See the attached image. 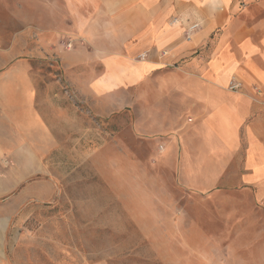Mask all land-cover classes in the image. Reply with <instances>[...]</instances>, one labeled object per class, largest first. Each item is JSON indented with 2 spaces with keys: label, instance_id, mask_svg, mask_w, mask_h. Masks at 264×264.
Wrapping results in <instances>:
<instances>
[{
  "label": "crops",
  "instance_id": "1",
  "mask_svg": "<svg viewBox=\"0 0 264 264\" xmlns=\"http://www.w3.org/2000/svg\"><path fill=\"white\" fill-rule=\"evenodd\" d=\"M0 4L12 21L1 29L18 28L0 35V199L12 194L14 210L0 205V264H8L6 217L55 195L48 177L30 180L52 174L51 153L65 148L58 138L75 156L92 155L83 143L95 138L96 120L125 114L156 145L155 167L173 168L184 190L242 196L246 242L264 258V0ZM34 60L56 64L67 90L56 87L61 79L37 90ZM232 79L238 92L227 89Z\"/></svg>",
  "mask_w": 264,
  "mask_h": 264
},
{
  "label": "rangeland",
  "instance_id": "2",
  "mask_svg": "<svg viewBox=\"0 0 264 264\" xmlns=\"http://www.w3.org/2000/svg\"><path fill=\"white\" fill-rule=\"evenodd\" d=\"M3 19L12 26L0 4V35L7 39L18 28L1 29ZM31 63L37 90L60 79L56 87L67 90L56 64ZM131 120H96L95 138L83 143L92 155L75 156L73 143L58 138L65 148L51 153L52 174L30 180L48 177L55 195L6 217L8 264H264L252 251L255 242H246L242 196L184 190L173 168L155 167L156 145L137 137ZM11 197L6 193L0 205L13 214Z\"/></svg>",
  "mask_w": 264,
  "mask_h": 264
},
{
  "label": "built area",
  "instance_id": "3",
  "mask_svg": "<svg viewBox=\"0 0 264 264\" xmlns=\"http://www.w3.org/2000/svg\"><path fill=\"white\" fill-rule=\"evenodd\" d=\"M197 29H198V25H193V26L189 27L188 34L193 33ZM227 89H229L230 91L238 92L241 89V85H240V83L237 80L232 79L229 82V85H228Z\"/></svg>",
  "mask_w": 264,
  "mask_h": 264
}]
</instances>
